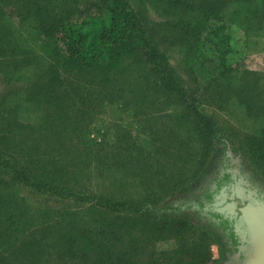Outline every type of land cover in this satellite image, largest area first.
Returning a JSON list of instances; mask_svg holds the SVG:
<instances>
[{"label": "rangeland", "instance_id": "obj_1", "mask_svg": "<svg viewBox=\"0 0 264 264\" xmlns=\"http://www.w3.org/2000/svg\"><path fill=\"white\" fill-rule=\"evenodd\" d=\"M95 1L0 0V153L18 167L28 160L32 180H44L64 194L38 191L0 167V205L12 212L14 204L23 207L29 230L41 217L48 220L43 210L63 227L71 228L80 215L87 228L93 222L102 228L95 219L105 215L88 211L91 200L147 205L157 216L181 221L197 233L203 229L212 241L206 264H218L225 248L219 233L189 211L176 213L168 205L199 192L227 161L264 190V154L254 155L252 146L264 139V27L249 15L238 21L243 6L251 8L245 0H127L162 62L181 80V95L162 82L159 69L146 64L141 53L123 57L122 66L116 62L86 71L87 65L51 52L60 27L81 18ZM194 9L201 12L197 22H192ZM217 11L225 15L227 66L216 68L212 57L200 66L184 55L183 43L205 36ZM202 118L212 122L214 138L204 137ZM108 210L109 220L122 216L116 208ZM110 229V235L102 231L110 240L84 239L73 251H51L46 264H103L104 247L108 256L126 249L133 261L146 264L174 256L183 240L169 230L149 237L131 223ZM19 233L10 238L13 245L32 237ZM94 238L102 236L95 232ZM101 246L97 255L87 252ZM65 249L71 256L60 260ZM13 261L34 264L16 255Z\"/></svg>", "mask_w": 264, "mask_h": 264}, {"label": "trees", "instance_id": "obj_2", "mask_svg": "<svg viewBox=\"0 0 264 264\" xmlns=\"http://www.w3.org/2000/svg\"><path fill=\"white\" fill-rule=\"evenodd\" d=\"M245 2L251 5V8L248 9L246 6H243L244 10L238 18V21L244 23L247 15H249L252 21L257 22L259 29L263 28L264 16L261 17V15L264 14V0H245ZM218 11L211 16L213 20L210 18V21L213 23L210 28L207 27L209 29H207L208 31L205 36H193V39L187 43H183L184 55L200 66L203 63H209L210 57L215 60V62L212 60L213 64H216L218 61L216 68H225L227 66L226 57L230 53L229 37L226 34V25L223 23L225 19L222 18L225 15ZM194 12L192 22H197L201 12L198 9H194ZM55 36L56 41H54V45L52 46L55 49H51V52L54 50L57 52L60 51L63 58L71 61L74 59L72 62L76 64L82 63L87 65L86 67L83 65L86 71L96 65H101L102 68H108V66L111 67L116 62L122 66L124 62L123 57L141 53L146 58V64L151 65L154 69H159L160 74L163 75V78H161L162 82L165 85L171 86L173 90L184 95L180 86L181 80L173 76L162 62L153 39L146 35L137 13L132 9L127 0H97L92 4L90 9L81 13V18L78 16L71 23L60 27L59 31L55 33ZM195 37L199 38L197 45L194 42ZM216 80L219 81L220 76ZM202 129L203 135L206 138H214L217 135H215L212 122L205 118H202ZM252 146L254 148V155L264 154L263 138L253 140ZM23 160L26 162V166L29 162L26 159ZM25 166L18 167L12 164L6 156L0 153V167L9 169L7 171L12 173L19 182L38 191L50 192L58 197L64 195L56 187L47 185L44 180L38 182L32 180ZM66 198L86 201L84 200V196L68 195ZM86 199L89 200L91 198ZM91 201V204L88 202L90 205L88 211H96L94 213L99 212L97 216L105 215L101 219H95L102 228H97L94 222L91 228H87L86 223L81 220L82 217L79 218L80 215L77 217V223L71 228H68L69 226L63 227L58 218H50L48 213L43 210L42 213L48 220L41 217L39 226L34 230H29L30 224L23 217V207L20 208L17 204H14V212H12L0 205V264H9L8 262L14 264V255L20 261L26 260L25 263L46 264L47 256L51 251L62 248L72 249V246L82 247L84 245L82 240L84 239L97 243L108 241L111 239L107 237L110 235V227L112 225L122 229L127 223H131L140 229H146L145 232L149 237L164 234L168 230L176 236H183V240L176 247L175 251L172 252L174 256L171 255V257L166 259L162 257V260L159 261L150 260L146 264H206L211 261L209 242L212 241L209 240V234L203 229H200L199 233H197L193 227L191 228L181 221H176L165 215L163 217L157 216L154 210L155 208L147 205L129 207L127 204L121 202L112 204L108 199L94 203L93 200ZM183 205L184 203H181L177 207H171L170 209L179 211ZM152 206L154 205L152 204ZM112 208H116L122 213L118 221L112 220L111 218L109 220L108 212L110 210L108 209ZM98 209L102 210L97 211ZM29 219L31 221H37L35 216ZM27 229L29 230L28 232ZM88 231L89 236L85 234ZM102 231H107L109 235L107 234L106 237V234ZM17 232H20V237H23L25 232L26 236L32 235V237L27 238L25 242L22 241L20 244L13 245L10 238ZM95 232L99 236H102V238L96 240L94 238ZM36 235H39L40 238H37ZM187 235L188 237H186ZM121 237H125L124 234ZM116 241L118 243L123 242L121 238H118ZM102 248V246L101 248L94 247L87 252H94L97 255ZM118 249V252L112 256H108L106 252L109 249L104 247V252H102L103 257L101 258L104 260L103 264L138 263L137 261H133L131 252L129 253L126 249ZM132 251L134 252L135 249ZM83 252L87 253L85 251ZM69 253V250L61 252L59 259L69 258L71 256Z\"/></svg>", "mask_w": 264, "mask_h": 264}, {"label": "flooded vegetation", "instance_id": "obj_3", "mask_svg": "<svg viewBox=\"0 0 264 264\" xmlns=\"http://www.w3.org/2000/svg\"><path fill=\"white\" fill-rule=\"evenodd\" d=\"M209 177L199 192L169 205L177 207L184 203L179 211H173H189L192 217L207 221L211 230L219 233L225 248L218 264H242L246 255L243 243L245 232L239 228L237 211L248 205H264V190L230 161L223 163Z\"/></svg>", "mask_w": 264, "mask_h": 264}, {"label": "water", "instance_id": "obj_4", "mask_svg": "<svg viewBox=\"0 0 264 264\" xmlns=\"http://www.w3.org/2000/svg\"><path fill=\"white\" fill-rule=\"evenodd\" d=\"M237 212L239 228L245 232L242 264H264V205L244 206Z\"/></svg>", "mask_w": 264, "mask_h": 264}]
</instances>
